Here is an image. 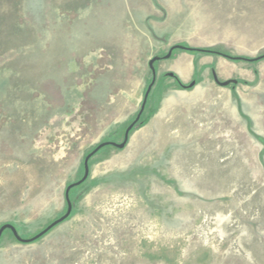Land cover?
<instances>
[{
	"label": "rangeland",
	"instance_id": "rangeland-1",
	"mask_svg": "<svg viewBox=\"0 0 264 264\" xmlns=\"http://www.w3.org/2000/svg\"><path fill=\"white\" fill-rule=\"evenodd\" d=\"M177 44L264 55V0H0V226L66 212ZM155 67L126 147L90 159L46 235L6 230L0 264H264V59Z\"/></svg>",
	"mask_w": 264,
	"mask_h": 264
},
{
	"label": "water",
	"instance_id": "water-1",
	"mask_svg": "<svg viewBox=\"0 0 264 264\" xmlns=\"http://www.w3.org/2000/svg\"><path fill=\"white\" fill-rule=\"evenodd\" d=\"M175 49H182V50H186L187 49L188 50V49H191V48L188 47V46H183V45L177 44V45L172 46L170 48V50L168 51V53L166 55H164L163 57H161V56H154L152 59H150V61H149V67H150V69L152 71V81L150 82V84L147 87V90L145 92V95H144V98H143V101H142L141 108H140L137 116L126 127L122 142H120V143L113 142V141H105V142H102L99 145H97L90 153H88L86 155V157L84 159V174H83L82 178L79 179L76 182H73V183L69 184L66 187V190H65V200H66V203H67V210H66V212L61 217L55 219L52 223H50L49 225H47L39 233H37L36 235H34L33 237L28 238V239L23 238L20 235V233L18 232V229L13 224H11V223H5V224H3V225L0 226V240H1L2 236H3V233L6 230H10L13 233L14 237L18 241L23 242V243H31V242H34V241L40 239L41 237H43L44 235H46L48 232H50L54 227H56L57 225L63 223L64 221H66L70 217V215L72 214V211H73V202H72L71 197H70L71 190L73 188H76V187L80 186L81 184H83L88 179L89 174H90V166H89L90 159L95 154H97L101 149H103L106 146H114V147H117L119 149H124L126 147V145L129 142V139H130L131 131L136 126V124L140 121V119L142 117V114L144 113V110L146 108V104H147L149 95H150V93L152 91V88H153L155 82H156V79H157V71H156L155 63L158 60H160V59H169V58H171V56L173 54V51ZM231 58L232 59H238V58L247 59V58H242V57H231ZM253 60L254 59H249V62L250 61L252 62ZM170 75L173 76L172 73H170ZM218 83L221 84V85H224L223 83H220V82H218ZM189 86L190 87H194L195 86V82H192Z\"/></svg>",
	"mask_w": 264,
	"mask_h": 264
},
{
	"label": "trees",
	"instance_id": "trees-1",
	"mask_svg": "<svg viewBox=\"0 0 264 264\" xmlns=\"http://www.w3.org/2000/svg\"><path fill=\"white\" fill-rule=\"evenodd\" d=\"M191 49H186V51H189V52H201V53H208V54H217V55H221V56H224L226 58H229L231 60H235V61H239V60H244V61H249V59H254L252 62H258L262 59H264V55L262 56H259V57H256V58H247V59H241V58H238V59H232L231 57H235V56H231L229 55L228 53H225V52H222V51H219V50H213V49H202V48H193V47H190ZM242 58H246V57H242ZM251 62V61H250ZM176 80L177 82L179 83V85L183 88H191L189 85H184L179 79L178 77H176ZM215 79L217 81V77L215 76ZM220 82V81H218ZM220 83H223L224 85L227 84L226 82H220ZM139 123V122H138ZM138 123L136 124V126L138 125ZM136 126L133 128V130L136 128ZM132 130V131H133ZM131 131V132H132Z\"/></svg>",
	"mask_w": 264,
	"mask_h": 264
}]
</instances>
